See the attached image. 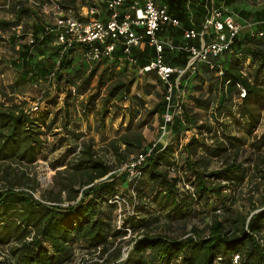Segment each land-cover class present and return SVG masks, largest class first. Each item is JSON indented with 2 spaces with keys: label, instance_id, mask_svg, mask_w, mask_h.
<instances>
[{
  "label": "trees",
  "instance_id": "16d2710c",
  "mask_svg": "<svg viewBox=\"0 0 264 264\" xmlns=\"http://www.w3.org/2000/svg\"><path fill=\"white\" fill-rule=\"evenodd\" d=\"M105 1L84 0L82 5L77 0H62L59 3L65 16L76 17L83 8L99 6L100 13L94 17L105 22L109 15ZM131 1L126 0L125 8ZM9 2L10 13L15 17L28 12L25 8L27 0ZM159 4L166 5L169 16L179 21V26L172 23L162 25L158 33L174 46L188 42L199 45L198 39L186 40V31L195 29L203 32L211 8H222L218 0H163ZM15 26L12 19H0V31L14 29L10 39L13 42L20 37ZM206 33L212 36V31ZM253 33V36L250 34L251 37L247 35V39H241L243 34L240 32L232 45L233 52L212 58L210 63H198L197 69L189 70L181 80L182 114L174 117L170 142L166 144L156 139L146 145L142 132L128 129L109 142L108 152L116 157V163L111 164L99 155L93 139L86 140L76 130H68L72 91L75 88L76 95L88 92L97 71L92 68L87 76L81 73L72 76L65 75L64 70L71 65V54L78 51L88 64L98 66L112 63L120 71L127 65L135 73H142L141 69L158 56L156 48L145 45L128 54L123 46H118L112 57L89 61L84 53L90 45L75 43L72 47H66L58 44L57 27L48 21L35 27L30 35L32 44L39 46L48 37H53V46L61 51L63 61L56 71L49 70L44 64L42 50L34 54L27 44L21 43L19 58L12 62L17 77L9 88L16 93L21 90L19 87L39 84L49 76L71 87L62 113L71 140L79 141L72 152L78 151L73 159L66 161L63 172L58 173V176L65 173V178L58 181V176L55 177V187L59 188L56 195L37 199L33 187L20 188L12 181L5 190L0 191V254L3 256L0 264H70L76 255L75 247L82 243L90 250L100 249L103 254L108 253L103 264H173L178 258L184 264H229L234 255L241 256L242 264H264V146H260L250 159L254 168L251 182L258 188V195L250 197L252 204L249 211H240L235 208L234 194L245 183L250 168L239 161L243 137L233 136L228 129L230 122L226 119L233 117L238 130L249 136L256 133L264 120V27L256 28ZM260 34L262 38H258ZM210 36L207 35V39ZM4 41L0 35V42ZM164 52L167 65L187 67L189 53L169 47H164ZM143 74L154 77L163 87L160 100L154 109L147 111L148 116H158L162 123L168 106L166 86L157 73ZM195 82L197 85L194 86ZM132 85V81H115L107 90L106 101L114 99L121 108H132L135 104L144 107L141 95L132 94ZM206 85L208 91L205 90ZM147 86L144 95L151 97L155 86ZM192 88H198L199 95H191ZM242 88L246 90L245 96H241ZM94 99L91 96L87 105L83 104L86 115L96 109ZM195 110H212L210 117L218 122L217 127L213 128L209 123L199 124ZM51 114L48 111L40 112V107L35 111L33 108L27 109L25 103L12 101L6 105L0 100V165L27 167L39 161L46 147V136L55 129L61 111L56 112L52 119ZM138 114H132V121ZM101 120L105 123L104 115ZM184 132L190 139L183 137ZM210 138H215L213 145L207 143ZM65 140L67 138H61V142ZM149 149H152V154L144 165L142 177L131 182L139 201L137 207H142L147 215L128 217L119 228L114 224L118 204L111 202L119 193L118 168L133 156ZM202 150L204 154L198 158ZM213 160L221 161L222 169L208 174ZM191 174L194 177H189ZM258 178L260 180L257 182ZM146 185L149 186L148 191ZM187 186L193 187V191ZM213 199H216V206L211 215L212 221L205 230L199 231L193 227L191 236L177 239L170 234L155 235L149 230L151 223L159 221L160 216H155L150 208L147 211V205L157 204L166 212L165 217L185 222L192 217L196 203L204 202L209 206ZM154 218L155 221H152ZM127 227L134 231L141 229L143 236L133 238L128 257L121 260L122 245L128 237ZM219 258L222 261H218Z\"/></svg>",
  "mask_w": 264,
  "mask_h": 264
},
{
  "label": "rangeland",
  "instance_id": "374dc122",
  "mask_svg": "<svg viewBox=\"0 0 264 264\" xmlns=\"http://www.w3.org/2000/svg\"><path fill=\"white\" fill-rule=\"evenodd\" d=\"M9 1L10 0H0V19H12L16 24L15 28L19 31L20 37L16 39V42H13V40H10L14 33L13 28L6 32L0 31V35L6 40L0 42V100L6 105L11 104L12 101L17 104L25 103L27 109L39 106L40 112L48 111L50 114L52 113L50 119L55 116L56 112L61 111V114L58 115V126L56 125L55 129L52 132H48L46 136V147L39 161L27 167H19L16 164H10V166L5 164L0 165V183L3 188H7L11 181L12 183L16 182V186L20 188L26 189L29 186L33 187L35 197L43 200L45 197L48 198L59 192V188L55 187V182L57 181L55 177L58 176L60 171L63 172L66 168V161L71 160V158L73 159L77 153L76 151H78L77 149L75 152H72L79 141H74V139L71 140L70 134L66 131L62 113L64 112L65 101L68 98L69 92L72 91V88L68 87L65 83H58L54 76L43 78L39 84H26L25 86H21L19 87L21 90H18L16 93H13L9 88L17 77L12 62L19 58L18 50L21 43L27 44L34 54H38L42 50L44 54V64L49 70L56 71L64 58L61 51L54 48L53 42L55 39H53V37H48L45 41L40 43L39 46H34L31 41L32 37H30V35L39 24L46 21L54 24V13L50 2H48L49 0H33V2L27 0L28 2L25 4V8L28 12L23 13L20 17H15L14 14L10 13ZM11 1L17 2L22 0ZM225 1L230 4H226L224 0H218L222 8L236 17L243 25V37L241 39H247V35L250 36L256 28L259 30L261 27H264V0ZM77 2L79 5H82L84 0H77ZM158 3H163V0H158ZM262 36L263 35L260 34L258 38H262ZM251 43H253V41ZM69 60H71V65L64 70V72H66L65 75L69 74L74 76L81 73L87 76L90 74L92 68L96 69L97 75L88 92L83 95H76V92L72 91L73 95L71 98L69 97V103L71 104V118L69 121H71V124L68 130H76L77 134L84 135V139L86 140L93 139L95 142V149L99 155L111 164L116 163V157L114 153L108 152L110 148L109 142L119 138L120 135L124 134L128 129L137 130L140 133L142 132L146 138V145H149L160 137V135H158L160 118L158 116L152 117L147 115V111L154 109L163 93V87L157 79L154 77H147V74L135 73L133 70H130L127 65L121 68L123 71H120L117 70V65L112 66V63L98 66L88 64L78 51H74ZM115 81H132V94L141 95V98L144 100L143 102H145V108L137 104L132 108H127L125 106L121 108L114 99L106 101L107 90ZM147 85L155 86L151 97L144 95V91L146 87H148ZM195 85H197L196 82L194 83V86ZM205 90H209L208 85H206ZM197 91L198 88H192L190 94L199 95ZM91 96L95 98L93 102L96 104V109L86 115L83 104L87 105ZM111 101H113V103ZM190 102L188 103L189 107L191 106ZM136 112H139V114L135 120L132 121V114H136ZM195 112L200 119L199 124L209 123L213 128L217 127L218 122H215L213 117H210L212 110H208L207 112L195 110ZM103 115L106 120L105 123L101 120ZM226 119L230 122L228 129L233 136L239 138L243 137L244 141L240 144L241 153L239 161H242L244 166L250 168V171L245 183L234 194V201L236 202L235 208L247 212L252 204L250 197L252 195H258L256 192L258 188L254 187L251 182L250 176L253 174L254 168L252 163H250V159L254 156V153L259 151L260 146H264V120L256 130V133L253 136H249L242 130H238L236 121L233 117L228 116ZM183 137L185 139H190V137L186 136L185 132ZM61 138H67V141L61 142ZM214 139L215 138H210L207 143L213 145ZM202 154H204V150L200 152L198 158L202 156ZM183 158H186V156H183ZM209 166L208 174L217 173L222 169L221 161L219 160H213ZM123 174H119L118 172L117 177L119 183V193L117 195L120 196L123 203L122 207L118 206L114 214V224L119 228L128 217L137 214H139V216L147 215L145 210H142V207H137L139 201L136 197L135 188L131 184L132 181L130 178L128 176L124 177ZM65 176V173L60 174V176H58V181H60V179L63 180ZM192 176L194 177L193 174L189 175L191 178ZM259 180L258 178L256 181L258 182ZM260 188L263 190V186ZM145 189L148 191L149 186L146 185ZM187 189L193 191V187L191 186H187ZM230 192L231 190H229V194ZM63 196L65 197V194H63ZM215 206L216 199L211 200L209 206L204 202L196 203L192 217L188 218L185 222H179L178 220L172 221L165 217L166 212L161 210V207L157 204H152V206L147 205V211L150 208V211L155 212V216H160L159 221L151 223L149 230L155 235L170 234V236L175 239L191 236L192 233L190 232L193 227L202 231L210 224L212 221L211 215L214 212ZM152 221H155V218ZM142 236L141 229H138V231L130 229V231H128V237L125 238L126 242L122 245L121 249L123 254L121 260L128 257L133 245V238ZM110 252L112 253V251ZM75 253L76 255L70 264H103L108 258V253L103 254L100 249L90 250L84 243L75 247ZM1 254L0 258L3 257ZM173 264L184 263L181 258H178Z\"/></svg>",
  "mask_w": 264,
  "mask_h": 264
},
{
  "label": "built area",
  "instance_id": "2783aa9c",
  "mask_svg": "<svg viewBox=\"0 0 264 264\" xmlns=\"http://www.w3.org/2000/svg\"><path fill=\"white\" fill-rule=\"evenodd\" d=\"M28 1L33 2V0ZM60 1L62 0H51L50 2L54 13V26L57 27L59 33L58 44L66 47H72L75 43L90 45L89 50L84 53L89 61H99L106 57H112V53L118 46H123L124 52L128 54H131L132 50H137L145 45L156 48V53H158L156 59L141 70L142 73H157L163 85L166 86L168 106L167 111L162 116L163 122L160 123L158 130L160 137L157 141L166 144L171 141L170 128L175 115L182 114L181 80L189 70L195 71L198 63H210L212 58L221 57L227 52H233L232 45L243 29V25L223 8L213 7L206 16L203 32L200 33L195 29H191L185 33L186 40L198 39L200 41L199 45L188 42L174 46L160 37L158 33L162 30V25L172 23L174 26H179V21L170 17L168 7L159 4L156 0H132L126 8V0H106L109 15L105 22L94 17L100 13L99 6L83 8L78 17L65 16ZM94 1L100 2V0ZM101 1L103 2V0ZM208 30L212 31V36H210V33H206ZM206 34L210 36L209 39H207ZM251 34L254 35L253 32ZM164 47L189 53L187 67L184 69L167 65L164 61ZM130 60L136 63L134 59L131 58ZM74 91H76L75 88ZM245 94L246 90L242 88L241 96H245ZM33 110L38 111L39 106H36ZM151 151L152 149H149L147 152L142 151V153L133 156L118 168L119 174H127L131 181L140 179L145 170L144 165L152 154ZM2 190H5V188L0 184V191ZM122 201L118 195L111 200L120 207H122ZM261 242H263L262 239ZM218 261H222V258H219ZM229 264H242L241 256L234 255Z\"/></svg>",
  "mask_w": 264,
  "mask_h": 264
},
{
  "label": "crops",
  "instance_id": "0c3cea01",
  "mask_svg": "<svg viewBox=\"0 0 264 264\" xmlns=\"http://www.w3.org/2000/svg\"><path fill=\"white\" fill-rule=\"evenodd\" d=\"M15 80H16V78H15ZM12 84V83H11Z\"/></svg>",
  "mask_w": 264,
  "mask_h": 264
},
{
  "label": "water",
  "instance_id": "95a60500",
  "mask_svg": "<svg viewBox=\"0 0 264 264\" xmlns=\"http://www.w3.org/2000/svg\"><path fill=\"white\" fill-rule=\"evenodd\" d=\"M253 215V214H252Z\"/></svg>",
  "mask_w": 264,
  "mask_h": 264
}]
</instances>
